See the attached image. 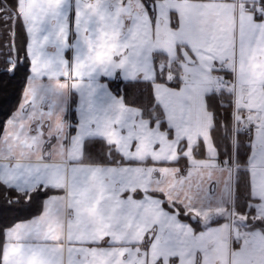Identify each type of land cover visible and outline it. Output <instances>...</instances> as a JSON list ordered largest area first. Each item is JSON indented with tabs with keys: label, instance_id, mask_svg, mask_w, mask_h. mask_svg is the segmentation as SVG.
<instances>
[{
	"label": "crops",
	"instance_id": "1",
	"mask_svg": "<svg viewBox=\"0 0 264 264\" xmlns=\"http://www.w3.org/2000/svg\"><path fill=\"white\" fill-rule=\"evenodd\" d=\"M95 2L92 0L93 5ZM248 2L254 0H118L119 7L126 11H120L122 27L114 35L130 46L113 56L109 71L113 78L153 81V94L171 135L160 127L159 120L151 124L140 109L124 104L107 82L113 78L101 75L99 70L91 81L88 77L77 79L76 88L72 80L66 82L61 90L69 104L65 125L77 124L81 115L88 118L82 133L83 147L71 148L70 137L77 130L66 128L65 144L58 152L48 149L47 157L69 179L74 174L82 175L90 184L98 185L100 177L105 184L119 178V183L127 186L120 198L127 202L130 212L129 219H114L103 229L92 226L95 235L74 238L75 248L105 250L103 264H207L208 260L210 264H264V230L247 225L251 239L230 238L229 217H240L234 207L235 165L218 160L211 136L213 115L207 101L218 83L217 71L227 61L235 89L242 96L239 107L249 111L257 122L247 168L251 195L256 199L255 217L264 218V65L255 67L251 62L249 77L242 81L239 76L242 41L252 46L261 42L264 47V17L243 10L242 5ZM229 23L234 28V51L225 54ZM214 37L220 39L219 49L210 46ZM182 49L193 61L185 60ZM156 53L162 58L158 63ZM66 56L71 61L72 51ZM163 71L167 77L177 76L178 85L156 80ZM71 108L74 121L67 116ZM91 137L113 145L125 162H82L84 141ZM200 142L204 157L194 153ZM180 157L186 158L183 164L176 163ZM41 163L38 155H11L7 161L0 160V164L13 168H33ZM0 172L8 183L11 177L7 167ZM151 200L162 201L163 209L175 217L164 231L167 243L163 238L157 240L158 224L148 227L137 223L141 214L155 218L151 209L136 207L138 202L147 204ZM191 215L196 216L195 222ZM70 218L71 212L66 221ZM104 233L109 239L88 243L100 240ZM64 243L63 259L68 264V242ZM82 256L83 251L75 252L76 260Z\"/></svg>",
	"mask_w": 264,
	"mask_h": 264
},
{
	"label": "snow or ice",
	"instance_id": "2",
	"mask_svg": "<svg viewBox=\"0 0 264 264\" xmlns=\"http://www.w3.org/2000/svg\"><path fill=\"white\" fill-rule=\"evenodd\" d=\"M122 10L126 11L119 7L118 0H96L94 5L92 0H0V80L11 81L18 73L25 74L17 110L6 114L7 118L0 122V160L7 161L17 149L27 158L24 152L27 148L39 153L38 159L42 161L33 168L0 164V168L7 167L11 177L5 183L0 172V187L5 189L0 217L6 218L10 212L30 214L38 210L29 219L0 223V264H64L65 241L70 254L68 264H103L105 250L75 248L73 239L88 233L95 235L92 226L103 229L114 219L130 218L127 202L120 198L127 186L120 184L119 178L105 184L100 177L98 185L90 184L82 175L74 174L69 179L59 165L50 162L45 151L52 140L67 138L66 128H76L70 146L82 150V133L88 118L81 115L77 124L65 125L57 111L56 97L68 80L76 88L77 79L88 77L91 81L98 70L101 75L113 78L109 71L113 56L130 46L114 35L122 27L119 20ZM260 12L264 15V6ZM209 43L213 48L221 47L218 37ZM69 50L73 53L71 61L66 56ZM251 62L255 67L264 65V47L261 42L252 46L242 41L239 74L242 81L250 75ZM261 121L264 128V116ZM162 204L155 200L136 203L137 208L151 209L155 217L150 219L141 214L137 223L148 227L158 224L157 240L163 238L167 243L164 231L175 217L169 216ZM69 212L72 218L66 221ZM103 239H109L107 233L88 243ZM81 251L84 256L76 260L75 252Z\"/></svg>",
	"mask_w": 264,
	"mask_h": 264
},
{
	"label": "trees",
	"instance_id": "3",
	"mask_svg": "<svg viewBox=\"0 0 264 264\" xmlns=\"http://www.w3.org/2000/svg\"><path fill=\"white\" fill-rule=\"evenodd\" d=\"M258 3L261 7L264 6V0H259ZM256 15L258 18L264 17L261 13ZM159 56L160 54L156 53V63L162 61V58ZM24 75V73H18L16 78L11 81L7 79L0 80V122L4 121L7 115L17 110V105L21 101V93L24 89ZM156 78V80L166 82L172 86L178 85L179 82L177 76L172 75L167 77L164 71L159 72ZM107 82L112 91L121 97L124 104L140 109L142 116L149 119L151 124L159 120L160 127L171 135V130L163 120V111L154 97L152 89L153 81L141 80L139 78L122 80L117 76L113 79H108ZM230 96V93L224 91L220 94L212 92L207 97L208 107L213 115L211 136L218 152V160H224L227 163L233 161L235 165L234 207L236 213L243 216L249 226L259 227L264 230V218L255 217L256 212L253 203L256 202V199L251 195L250 173L247 168L250 155V145L246 143L248 138L241 130L237 132L234 139L231 136V104L230 102L228 103ZM220 97L224 99V103L219 102ZM194 153L198 157H204L201 142L195 147ZM81 160L82 162L100 164L125 162L124 158L115 151L113 145L108 144L100 137L85 139ZM185 161V157H180L176 163L183 164ZM4 191L5 189L0 187V205L4 204L2 199ZM9 191L12 195L16 194L14 190ZM35 214H38V210H34L30 214H15L10 212L6 218L0 217V223L13 224L17 221L29 219L31 215ZM196 228H198L197 225Z\"/></svg>",
	"mask_w": 264,
	"mask_h": 264
},
{
	"label": "rangeland",
	"instance_id": "4",
	"mask_svg": "<svg viewBox=\"0 0 264 264\" xmlns=\"http://www.w3.org/2000/svg\"><path fill=\"white\" fill-rule=\"evenodd\" d=\"M209 29V28H208ZM210 30V29H209ZM225 32L227 33L226 37H227V41H228V46H227V50L225 52H222V53H225L226 52H233L234 51V28L233 26L231 27V24L229 23L228 26H226V30ZM62 89H60V95L58 97H56V100L58 101V108H57V111L58 113L61 115L62 117V120H63V123L65 124V121H66V118H65V113L69 107V104H68V101L65 102V97H64V93H62L61 91ZM228 93V92H227ZM220 94V93H219ZM219 102L220 103H224V99L220 97L219 99ZM230 102L231 104V136H232V139H234L235 135L237 134V132L240 130V122L242 120V118L245 116V115H251L249 111H246V109L242 108V107H239V105L237 106V115H236V119H235V122H234V118H233V99H232V95L230 96L229 98V101L228 103ZM241 103V101H239ZM65 137H61L60 140H52L51 144L50 145H46L45 146V151L47 152L48 149H53L52 151H56L58 152L60 147L62 146V144H65ZM61 140L63 141L61 143ZM65 151V149H63V152ZM24 152L27 153L29 155H39V153H33L31 152L29 149L25 148L24 149ZM12 156H24L21 154V151L19 149H17L16 151H14L12 154ZM240 218H243V216H240ZM207 260V259H206ZM210 264V260L207 261V264ZM227 264V263H225Z\"/></svg>",
	"mask_w": 264,
	"mask_h": 264
},
{
	"label": "built area",
	"instance_id": "5",
	"mask_svg": "<svg viewBox=\"0 0 264 264\" xmlns=\"http://www.w3.org/2000/svg\"><path fill=\"white\" fill-rule=\"evenodd\" d=\"M243 10L246 11H254L256 10V5L253 2L250 3H246L243 4L242 6ZM4 39H7V36L4 37ZM0 66H2V60H0ZM226 69H227V64L223 63V65L221 66V69L218 73L219 76V84H218V88L219 86L221 87H226L229 84H234V82L232 81V79L227 76L226 74ZM232 99H233V118H234V122L236 119V112H237V101L240 99V95L237 93L235 87L233 89V95H232ZM255 124H256V119L250 115H245L241 122H240V127L242 132L247 136L250 137L254 128H255ZM237 219V218H236ZM235 220V218L231 215L230 217V236L231 238H233V236L235 235L237 237L238 240H248L251 238V234L249 232H247L245 230V226H246V222L242 219H237L239 222V227L237 229L233 228V224L232 222Z\"/></svg>",
	"mask_w": 264,
	"mask_h": 264
},
{
	"label": "water",
	"instance_id": "6",
	"mask_svg": "<svg viewBox=\"0 0 264 264\" xmlns=\"http://www.w3.org/2000/svg\"><path fill=\"white\" fill-rule=\"evenodd\" d=\"M182 55L186 61H193L192 59H190V57H189V55L185 49H182ZM190 218L193 222H195L197 219L195 215H191Z\"/></svg>",
	"mask_w": 264,
	"mask_h": 264
}]
</instances>
